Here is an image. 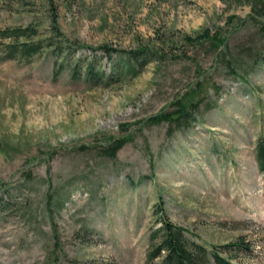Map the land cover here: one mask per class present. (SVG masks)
<instances>
[{
    "label": "rangeland",
    "instance_id": "obj_1",
    "mask_svg": "<svg viewBox=\"0 0 264 264\" xmlns=\"http://www.w3.org/2000/svg\"><path fill=\"white\" fill-rule=\"evenodd\" d=\"M251 13L245 0L1 2L0 30L167 57L131 76L124 55H102L124 70L101 85L72 76L91 50L0 58V264H162L148 260L159 203L188 239L264 264V64L244 53L264 48V27ZM240 240L250 249L229 246Z\"/></svg>",
    "mask_w": 264,
    "mask_h": 264
},
{
    "label": "trees",
    "instance_id": "obj_2",
    "mask_svg": "<svg viewBox=\"0 0 264 264\" xmlns=\"http://www.w3.org/2000/svg\"><path fill=\"white\" fill-rule=\"evenodd\" d=\"M5 0H0L4 2ZM251 6L253 13L250 16L260 21L264 27V0H245ZM234 19V18H231ZM244 21L241 20V23ZM210 30H206L201 38L209 37ZM39 35V30L33 26L6 28L0 30V39H10V42H4L1 46L2 52L0 58L3 60H25L30 61L34 56L44 51L46 48H52L51 52L57 55H65L68 58L73 56L72 49L91 50V54L85 53L77 58V63L72 68L73 78L84 77L85 81L91 85H101L108 81H117L123 75L124 66L112 64L113 71L108 73L102 67V55L111 57L112 51H118L120 55H124L128 64L127 70L131 76L139 74L138 68L152 61L165 59L167 54L158 50L140 46L134 50H116L107 44L100 45L96 48L86 44H75L65 40H57L56 38H39L33 39ZM211 43L214 46L226 45L227 37H223L221 32H215L211 36ZM24 39V40H23ZM193 41L192 38H188ZM75 44V45H74ZM102 51L103 54H98ZM246 55H252L257 61L264 64V48L257 49L248 48L245 50ZM126 69V68H125ZM154 116L151 119L162 121L166 119V115ZM188 112L181 111L178 116L174 117L177 124L182 123L188 118ZM128 141L127 137L115 139L107 148L108 153L116 155V153ZM255 155L259 168L264 172V136H260L255 146ZM156 213L159 215L161 226L152 231L151 248L148 253V260L154 261L159 257H163L162 264H236L229 258L225 257L217 247L213 249L196 241L190 240L186 236L187 230L178 226L168 217L164 204L159 203L156 206ZM229 246H237L244 249H250L245 246V241H237L229 244Z\"/></svg>",
    "mask_w": 264,
    "mask_h": 264
}]
</instances>
